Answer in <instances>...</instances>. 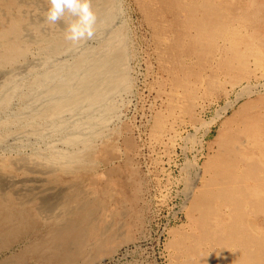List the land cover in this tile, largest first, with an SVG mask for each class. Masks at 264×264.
<instances>
[{
	"label": "bare ground",
	"instance_id": "bare-ground-1",
	"mask_svg": "<svg viewBox=\"0 0 264 264\" xmlns=\"http://www.w3.org/2000/svg\"><path fill=\"white\" fill-rule=\"evenodd\" d=\"M158 1L179 27L172 51L177 61L178 55L184 58L178 61L184 77L175 80L184 87L187 99L195 92L189 81L191 63L206 66L226 57L223 65L244 75L247 60L253 57L264 69L263 24H259L262 18L254 0ZM109 3L113 5V0H91L97 17L94 35L110 25ZM47 7V0H0V93L7 98L18 91L14 79L42 60L20 61L27 57L29 47L38 48L45 63L56 60L65 49L79 47L65 40L64 21L43 22ZM114 35L120 38L119 32ZM219 39L225 41V56L217 53ZM114 42L106 41L98 51L84 48L73 65L74 61L56 66L33 88L34 115L50 116L53 121L46 127L32 126V132L38 137L44 132L42 127L47 128L45 133L48 128L63 132L62 148L51 158L38 154L12 158L16 171L0 159V264H41L55 256L68 259L70 252L61 248L60 241L74 233L82 237L85 223H97L98 194L82 188V174L97 172L91 164L97 145L94 139L103 135L102 121L114 109L110 103L128 83L126 53L121 45L113 48ZM246 91L225 100L213 117L215 124L251 95ZM250 99L223 121L204 188L193 194L194 185L189 184L193 230L180 234L175 242L184 251L181 264H264V98ZM187 111H192L191 105ZM254 215L263 218L262 225Z\"/></svg>",
	"mask_w": 264,
	"mask_h": 264
},
{
	"label": "rangeland",
	"instance_id": "rangeland-1",
	"mask_svg": "<svg viewBox=\"0 0 264 264\" xmlns=\"http://www.w3.org/2000/svg\"><path fill=\"white\" fill-rule=\"evenodd\" d=\"M253 2L262 18L259 24H263L264 36V0ZM113 5L109 3L110 25L98 28L100 33L78 48L63 50L56 60L45 63L38 48L29 47L27 57L20 61L37 58L43 62L14 79L15 94L7 98L0 93V159L10 164V171H16L11 164L15 157L38 154L51 158L62 148L63 132L48 128L45 133L53 118L34 115L33 88L56 66L74 61L73 65L87 48L98 51L113 39V48L121 45L126 53L127 86L112 99L114 109L100 128L103 135L96 136L93 143L97 144L93 146L96 164H91L97 172L82 174V188L98 194L97 226L85 223V235L74 233L60 241L61 248L70 252L68 259L55 256L41 264H181L184 251L175 242L180 234L193 230L189 184L194 185L192 193H198L210 178L207 165L218 150L223 121L248 99L264 98V69L253 57L248 58L249 74L244 75L229 71L223 65L225 57L206 66L191 63L189 81L195 92L187 99L184 87L175 80L184 77L178 63L184 58L178 55L177 61L172 51L179 28L172 15L158 0H113ZM219 40L217 53L225 56V41ZM242 87L251 95L246 91L250 96L215 124L218 108L244 92ZM190 105L192 111L188 112ZM41 125L45 127L39 138L32 126ZM253 219L263 224L262 217L254 215Z\"/></svg>",
	"mask_w": 264,
	"mask_h": 264
},
{
	"label": "clouds",
	"instance_id": "clouds-1",
	"mask_svg": "<svg viewBox=\"0 0 264 264\" xmlns=\"http://www.w3.org/2000/svg\"><path fill=\"white\" fill-rule=\"evenodd\" d=\"M48 7L43 14V22L57 25L64 21L65 40L72 44L90 41L95 32L97 17L92 10L91 0H47ZM70 19H65V17Z\"/></svg>",
	"mask_w": 264,
	"mask_h": 264
}]
</instances>
